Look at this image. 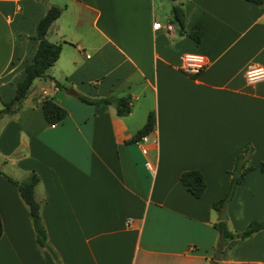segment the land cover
I'll use <instances>...</instances> for the list:
<instances>
[{"label": "crops", "instance_id": "1", "mask_svg": "<svg viewBox=\"0 0 264 264\" xmlns=\"http://www.w3.org/2000/svg\"><path fill=\"white\" fill-rule=\"evenodd\" d=\"M155 1L0 0V109L31 61L38 20L50 6L61 9L46 33L61 45L49 76L0 117V168H7L0 169V264H209L219 243L212 203L228 190L247 145L250 169L222 208L224 221L240 232L264 219V78H246L248 69L264 68V0H181L185 29H200L199 43L179 34L174 0ZM186 53L206 57L199 75L181 70ZM79 95L125 97L131 109L119 116L114 104ZM44 97L66 111L62 121L47 122ZM150 112L156 143L143 152L136 134ZM189 170L205 180L199 197L180 181ZM32 171L57 258L37 244L7 178ZM217 264H264V227L229 240Z\"/></svg>", "mask_w": 264, "mask_h": 264}, {"label": "trees", "instance_id": "2", "mask_svg": "<svg viewBox=\"0 0 264 264\" xmlns=\"http://www.w3.org/2000/svg\"><path fill=\"white\" fill-rule=\"evenodd\" d=\"M255 4L263 3V0H246ZM173 20L178 25L179 34H185L195 42L199 43L202 39V31L200 29L186 31L184 26V10L182 7V1L171 7ZM61 13V9L57 6H50L45 14L38 20L35 33L32 36L37 40V45L31 61L26 63L24 66L23 78L15 84V91L13 97L3 102V108L0 109V117L2 114L8 112H15L24 98L28 95L29 90L35 80L45 78L49 76V69L57 60L61 45L58 43H52L46 39V33L52 22L58 18ZM60 85L59 82H56ZM78 98L88 104L92 105H108L114 104L116 113L119 116H125L130 112L131 106L129 99L125 97L114 98H88L84 95H79ZM42 109L44 117L50 124H55L62 121L66 116V111L60 107L52 98L44 97L42 100ZM155 123V117L153 113H149L143 127L136 134L138 138L142 134L149 133ZM251 148L249 145L244 147L242 154H239L234 159V166L230 171L231 179L228 190L224 195L212 203V208L216 211H220L225 208L228 201L232 198L235 189L241 185L244 181V175L250 167L245 166L246 157L245 154L249 153ZM258 168L264 172V161L259 163ZM1 172V171H0ZM7 176V175H6ZM8 180L13 183L17 188L18 193L28 208L30 220L35 232L36 242L40 247H46L50 250L55 258L56 254L52 251L47 243V234L45 227L42 222L40 208L41 202L35 197V187L39 182V176L36 172H30L24 179L18 181L7 176ZM180 181L182 185L188 190L193 196L199 197L206 188L205 180L202 174L198 170H189L181 173ZM214 227L218 231V241L224 246L229 240L238 238L244 240L252 236L255 232L259 231L264 227L263 220H251L247 226L240 232L230 231L225 221H218L214 223ZM2 235V222L0 218V237ZM58 264H61L57 261ZM209 264H217V261L211 259Z\"/></svg>", "mask_w": 264, "mask_h": 264}, {"label": "built area", "instance_id": "3", "mask_svg": "<svg viewBox=\"0 0 264 264\" xmlns=\"http://www.w3.org/2000/svg\"><path fill=\"white\" fill-rule=\"evenodd\" d=\"M154 29H158L161 27L159 23L153 24ZM170 26H167L169 28ZM207 59L202 54L195 53H186L182 57V66L181 70L188 75L197 76L199 75L207 66ZM246 78L250 82H255L264 78V68L263 67H254L250 68L246 71ZM136 144L140 147V149L145 152L147 151L146 145L147 143L155 144L156 139H151L149 133L142 134L138 138H136ZM151 141V142H150ZM153 142V143H152ZM145 166L147 169L154 173L155 167L150 163L146 162ZM131 220L128 219L127 223H130Z\"/></svg>", "mask_w": 264, "mask_h": 264}, {"label": "water", "instance_id": "4", "mask_svg": "<svg viewBox=\"0 0 264 264\" xmlns=\"http://www.w3.org/2000/svg\"><path fill=\"white\" fill-rule=\"evenodd\" d=\"M177 3L176 0L172 1V4L175 5ZM72 93H75L74 91H72ZM226 219V214H225V210L224 209H221L220 210V218L219 220L220 221H224ZM222 251V244L221 243H218L217 244V247L214 251V255H213V260L214 261H218L219 260V256H220V253Z\"/></svg>", "mask_w": 264, "mask_h": 264}, {"label": "rangeland", "instance_id": "5", "mask_svg": "<svg viewBox=\"0 0 264 264\" xmlns=\"http://www.w3.org/2000/svg\"><path fill=\"white\" fill-rule=\"evenodd\" d=\"M156 2V4L158 3V0H156L155 1ZM156 9H158V7L156 6ZM1 170H3L4 172H7L6 170H7V168L6 167H4L3 169L2 168H0ZM219 216H220V214H219Z\"/></svg>", "mask_w": 264, "mask_h": 264}]
</instances>
